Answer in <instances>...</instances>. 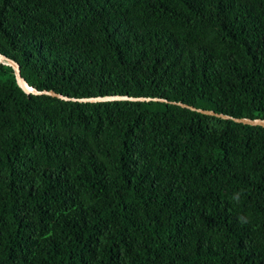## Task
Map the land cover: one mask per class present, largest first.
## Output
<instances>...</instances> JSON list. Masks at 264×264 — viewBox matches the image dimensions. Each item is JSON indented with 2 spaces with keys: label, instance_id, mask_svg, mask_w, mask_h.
I'll return each instance as SVG.
<instances>
[{
  "label": "trees",
  "instance_id": "trees-1",
  "mask_svg": "<svg viewBox=\"0 0 264 264\" xmlns=\"http://www.w3.org/2000/svg\"><path fill=\"white\" fill-rule=\"evenodd\" d=\"M0 52L264 118V0H0ZM0 264H264V126L0 63Z\"/></svg>",
  "mask_w": 264,
  "mask_h": 264
},
{
  "label": "water",
  "instance_id": "water-1",
  "mask_svg": "<svg viewBox=\"0 0 264 264\" xmlns=\"http://www.w3.org/2000/svg\"><path fill=\"white\" fill-rule=\"evenodd\" d=\"M0 63H4L9 65L12 68L15 81L17 85L25 92V93H32V94H46L55 96L65 100H77V101H84V102H96V101H106V100H139V101H148V100H160V101H169L172 103H176L180 106L187 107L192 110H196L205 114H212L215 116H219L221 118L232 119L237 122H241L244 124L250 125H260L264 126V118L262 117H235L227 113L217 112L213 109L208 108H201L196 107L191 104H187L181 101L175 100H167L166 98L162 97H151V96H132L127 94H105V95H97V96H87V97H71L64 95L60 92H56L52 89H38L33 85H30L24 77L20 73V66L14 59L8 57L7 55L0 52Z\"/></svg>",
  "mask_w": 264,
  "mask_h": 264
},
{
  "label": "clouds",
  "instance_id": "clouds-1",
  "mask_svg": "<svg viewBox=\"0 0 264 264\" xmlns=\"http://www.w3.org/2000/svg\"><path fill=\"white\" fill-rule=\"evenodd\" d=\"M236 199H238V195H237Z\"/></svg>",
  "mask_w": 264,
  "mask_h": 264
}]
</instances>
